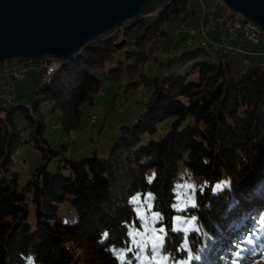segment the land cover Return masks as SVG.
Listing matches in <instances>:
<instances>
[{
	"label": "trees",
	"instance_id": "trees-1",
	"mask_svg": "<svg viewBox=\"0 0 264 264\" xmlns=\"http://www.w3.org/2000/svg\"><path fill=\"white\" fill-rule=\"evenodd\" d=\"M197 8V0H168L157 13L90 41L36 86L26 105L0 104V264H141V252L153 251L148 239L132 238L131 230L143 227L134 198L149 195V210L163 217L150 227L166 242L158 250L167 264L264 263V60L234 69L230 51L216 48L213 61L201 44L169 57L166 67L176 68L162 75L144 71L150 60L164 64L156 52L166 23L191 21ZM125 78L151 89L135 122L120 127L106 156L65 157L49 170L58 151L45 138L46 118L59 111L64 137H75L104 83ZM25 128L44 161L21 184L14 155L29 141ZM221 182L226 186L214 193ZM177 185L190 199L179 203ZM66 201L75 222L60 215Z\"/></svg>",
	"mask_w": 264,
	"mask_h": 264
},
{
	"label": "rangeland",
	"instance_id": "rangeland-1",
	"mask_svg": "<svg viewBox=\"0 0 264 264\" xmlns=\"http://www.w3.org/2000/svg\"><path fill=\"white\" fill-rule=\"evenodd\" d=\"M157 6L158 5H153L152 11L148 14L144 13V16L157 13L159 11L156 8ZM148 8L149 6L146 10H148ZM148 20L150 21L151 18H148ZM179 21V19H173L166 23L168 31L167 39L162 48L156 52V55H158L161 61H164V64L161 65L158 62H155V60L148 61L145 65L144 71L149 76L162 75L165 71L176 68L166 67L165 61H167L169 57H173L175 54L179 55L185 51L196 50L201 47L200 40L195 41L192 44H187L184 35H177L175 33V28ZM123 27H121L120 30ZM116 31L117 30H114L113 33ZM137 34L138 33H135V37ZM106 35L107 33L102 36ZM216 35H218V33H211V36L213 37ZM129 39L130 41L132 40L131 37H129ZM202 45L208 46L207 50L211 53V59L217 61L218 53L216 47L211 43ZM242 46L246 49L253 50V52L246 54L240 53L236 50L230 51L227 54L226 59L234 69H244L264 60V39L258 45L252 44L250 41L246 40L242 43ZM120 57H124L123 51L116 53L114 63L118 64ZM244 59L248 62L246 63ZM187 69L188 65L179 67L181 72H185ZM102 74L103 73L100 72V75ZM138 77V74L135 75V80H137ZM196 77V75L193 76V78ZM128 82L129 80L125 78L121 82L106 81L104 83V87L95 98L94 103L87 104L84 107L81 124L75 129V137L70 143H67L66 146H64L65 143L63 140L65 131L61 124V113L57 111L46 118L45 121L47 128L45 138L51 147L58 151L57 154L53 155V157L48 160L49 170H56L61 159L65 157L82 159L94 155L95 152H97L99 156H106L108 154L109 147L117 137L120 127L124 124L135 122L144 108L146 97L151 92V89L144 84L132 86L128 85ZM42 83V73L36 70L24 72L23 77L17 80L16 98L10 105H14L15 103L26 105L30 101L29 96L32 91L36 86H40ZM22 112H26V110H22ZM93 117H95L94 121H92ZM20 121L22 127L29 124V119L26 117L20 118ZM53 124L56 125L55 128L52 126ZM21 135L23 140L29 141L23 143V145L17 150L14 155V161L16 168L22 173L21 184H24L28 181L30 174L42 164L44 160L42 158L41 150L35 146L34 141L30 138V129L25 128L22 130ZM179 176H185L183 169L180 170ZM187 180H190L189 176L187 177ZM183 183H185V181ZM181 189V186L177 185L179 203H183L186 199H190L189 195V197H186L185 194H181ZM147 197L148 198L146 199H142L140 196L134 198V201L136 202L135 208L143 227L139 229L133 228L131 230V235L133 239H148L151 247L150 249L153 251L152 256L148 255L145 249L141 252L139 256L141 264H150L149 261L146 262L149 258L154 264H167L164 255H161L158 250L160 236L156 232H153L150 227L156 219V215L149 210L152 207V200L150 195ZM59 212L65 221L75 222L79 218L76 212H70V203L68 201L64 202L59 207ZM143 243L144 242H141L140 245ZM218 256L219 253H216L215 257ZM173 264H188V262L184 259H180ZM254 264L264 263L256 261Z\"/></svg>",
	"mask_w": 264,
	"mask_h": 264
},
{
	"label": "water",
	"instance_id": "water-1",
	"mask_svg": "<svg viewBox=\"0 0 264 264\" xmlns=\"http://www.w3.org/2000/svg\"><path fill=\"white\" fill-rule=\"evenodd\" d=\"M167 0H0V62L73 59L90 41L144 16ZM264 31V0H226Z\"/></svg>",
	"mask_w": 264,
	"mask_h": 264
},
{
	"label": "built area",
	"instance_id": "built-area-1",
	"mask_svg": "<svg viewBox=\"0 0 264 264\" xmlns=\"http://www.w3.org/2000/svg\"><path fill=\"white\" fill-rule=\"evenodd\" d=\"M198 11L191 21H179L175 28L177 35H184L187 44L195 41L201 44L211 43L217 49L240 53H252L250 49L242 46L246 40L252 44H259L264 39V31L255 21H250L241 11L231 7L226 0H197ZM153 5H149L146 14L152 11ZM212 34L218 33L214 38ZM236 40L237 43L232 41ZM50 56L41 59L29 57L9 58L0 62V102H6L15 98L16 83L23 77L24 72L36 70L42 73L51 67L56 61ZM245 62L247 60L244 59ZM92 118V121H94ZM74 137L71 132L69 142Z\"/></svg>",
	"mask_w": 264,
	"mask_h": 264
},
{
	"label": "bare ground",
	"instance_id": "bare-ground-1",
	"mask_svg": "<svg viewBox=\"0 0 264 264\" xmlns=\"http://www.w3.org/2000/svg\"><path fill=\"white\" fill-rule=\"evenodd\" d=\"M158 6L156 7L158 10L162 7L163 4H157ZM161 5V6H160ZM250 21H253L250 19ZM62 60H56L54 62L51 63V67L47 68V70L44 72L43 76H42V81L47 80V78L53 73V71L62 63ZM12 100L14 99H10L9 101L6 102H0L1 106H5L8 103L12 102ZM3 108V107H1ZM0 108V109H1ZM3 110V109H2ZM3 115V114H2ZM71 134V133H70ZM70 134L66 135L64 137V141L68 140Z\"/></svg>",
	"mask_w": 264,
	"mask_h": 264
},
{
	"label": "snow or ice",
	"instance_id": "snow-or-ice-1",
	"mask_svg": "<svg viewBox=\"0 0 264 264\" xmlns=\"http://www.w3.org/2000/svg\"><path fill=\"white\" fill-rule=\"evenodd\" d=\"M226 186V182H221V183H217L213 188H212V191L214 192V193H216V192H219V191H222L223 190V188ZM156 216L159 218V219H161V220H163V217L159 214V213H156ZM192 220L193 221H195L196 220V217H192ZM173 230H178V229H176V228H173ZM197 230H199V229H197ZM160 231H164V229L162 228ZM104 235H105V237H107L108 236V233H104ZM185 241L187 242V237H185ZM165 240H163V239H161V241H160V247H163L164 245H165Z\"/></svg>",
	"mask_w": 264,
	"mask_h": 264
},
{
	"label": "crops",
	"instance_id": "crops-1",
	"mask_svg": "<svg viewBox=\"0 0 264 264\" xmlns=\"http://www.w3.org/2000/svg\"><path fill=\"white\" fill-rule=\"evenodd\" d=\"M232 42H233V43H235V44L237 43V41H236V40H234V41H232Z\"/></svg>",
	"mask_w": 264,
	"mask_h": 264
},
{
	"label": "clouds",
	"instance_id": "clouds-1",
	"mask_svg": "<svg viewBox=\"0 0 264 264\" xmlns=\"http://www.w3.org/2000/svg\"><path fill=\"white\" fill-rule=\"evenodd\" d=\"M32 264H35V261H34V259H33V261H32Z\"/></svg>",
	"mask_w": 264,
	"mask_h": 264
}]
</instances>
